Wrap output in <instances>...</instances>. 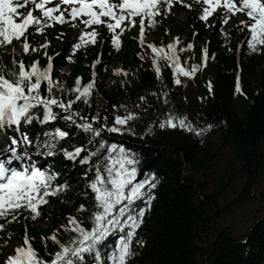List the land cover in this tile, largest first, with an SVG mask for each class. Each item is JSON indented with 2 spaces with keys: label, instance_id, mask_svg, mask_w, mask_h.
I'll use <instances>...</instances> for the list:
<instances>
[{
  "label": "trees",
  "instance_id": "trees-1",
  "mask_svg": "<svg viewBox=\"0 0 264 264\" xmlns=\"http://www.w3.org/2000/svg\"><path fill=\"white\" fill-rule=\"evenodd\" d=\"M186 28L192 32L196 27L186 25ZM198 30V39L202 36L210 39L213 64L194 80L188 79L183 85H175L173 71L165 60H161V74L157 75L152 69L150 54L146 51L145 60L138 58L135 53L141 52V49L136 42L126 40L123 50L119 53H110L107 45L102 47V50L103 61L123 62L127 75H110L100 68V76L95 80L89 102L85 103L82 98L75 101L72 107L89 119L97 115L106 116L110 125L126 105L140 104L147 99H151L156 109L164 115L169 111L186 115L189 111L194 114L196 127L213 125L209 130L220 133L222 146L231 149L232 161L241 167L245 185L234 202L247 204L257 197L263 199L264 192L255 195L254 190L264 180V50L250 52L247 46L248 37L240 31H235L227 38H221L218 37V28L212 32L203 28ZM162 31L163 29L160 34ZM161 37L167 39L168 35L162 34ZM240 43H243V49L239 54ZM70 46L69 44L47 48V52L53 55L63 50V53L55 57L54 75L63 88L53 87L52 91L54 95L62 96L65 100L74 98L75 93L69 89L73 88L76 75H82L83 78L89 76L92 61L101 51L99 45L89 51L79 52L70 73L60 76L58 70L67 64L64 58ZM43 51L44 49L23 54L25 63L40 58L42 66L45 65L47 58ZM0 55L10 64L12 48L0 52ZM195 55L197 59L199 54L196 52ZM19 58L20 53H17V59ZM239 69L241 87L246 96L245 99H236L242 106L234 102L236 74ZM109 77L112 81L106 84ZM208 81L212 82L211 93L208 90ZM85 82L87 81L84 80L83 83ZM44 89L45 85H42V91ZM57 110L60 116L55 120L54 126L70 133L67 141L60 144L71 149L70 141L71 145H84L85 149H94L100 137L92 138L90 133L83 131L77 124L64 119L67 113ZM36 123L39 122L34 121L32 127H29L31 134L34 128L39 127ZM93 123L99 124L96 121ZM39 124L41 126V123ZM101 135L110 143L123 144L135 153L140 161L138 165L143 171V176L155 172L159 177L157 187L152 190L155 193L151 204L153 208L150 212L147 211L144 226L138 233L145 243L141 247L135 246L136 255L129 264H264V216L243 236L235 235L232 227H217V222L224 213L219 206V200L225 184L222 183L220 189L208 193L207 186L197 179L215 159L213 142L208 141V144L201 146L202 143L197 144L199 137L195 134L182 136L169 131L150 130L135 135L132 131L115 133L105 129ZM89 139H92L91 144L88 143ZM95 160L94 157L93 163ZM55 165L64 177H70L74 192L62 201H54V212L47 216L52 220L51 228L47 231L34 229L33 224L26 220L15 221L7 226L6 231L9 237L8 230L11 229L13 234L9 238L15 241L21 240L25 233L32 234L33 246L44 254L46 259L50 257L45 252L42 237H49L54 230L60 229L61 224H67L70 215H78L81 218L87 215L77 213L76 210L81 203L90 204L92 196L91 190L86 186L88 177L83 175L84 172H88L89 177L93 175L89 171L91 165L77 163L71 168L70 164L61 159L57 160ZM84 192L89 195H83ZM60 234L61 237L67 235L63 229H60ZM209 237L214 238L210 241ZM55 248L56 245L49 239L47 252H52ZM3 258V251H0V264H3Z\"/></svg>",
  "mask_w": 264,
  "mask_h": 264
},
{
  "label": "snow or ice",
  "instance_id": "snow-or-ice-1",
  "mask_svg": "<svg viewBox=\"0 0 264 264\" xmlns=\"http://www.w3.org/2000/svg\"><path fill=\"white\" fill-rule=\"evenodd\" d=\"M173 2L174 0H119L118 3L112 0H59L58 3L51 4L50 0H31L33 7L21 12L19 9L25 7L29 0H0V52L6 51L5 46L12 44L13 40L18 45L12 47L10 64L0 55V218L10 217L0 223V230L6 229L12 221H17L21 211L27 212L28 218L31 219L40 216V206L48 203V197L56 196L69 187L66 181L56 182L59 172L37 165L33 161L29 146H33L36 152L43 150L46 155L63 152L64 156L72 161L91 165L89 171L93 173L91 177L88 172L83 173L88 177L86 186L92 194L90 204L81 203L76 210L77 213L87 215L82 218L70 215L68 224L60 226L67 234L64 237H61L60 229L54 230L49 237H42L45 252L50 258L46 259L25 233L23 244L16 246L14 252L6 256L3 264H128L136 255L133 241L137 247L145 243L137 230L144 223L146 211L151 208L155 198L152 190L157 187L159 177L155 172H149L142 179H137L140 161L136 154L123 144L110 143L101 135L105 129L115 133L131 131L130 127L126 129L124 125L137 118L138 113L116 115L114 123L110 125L106 116L97 115L89 119L82 116L78 109H73L75 101L83 98L85 103L89 102L95 83L94 71L93 78L85 83H81L82 77L76 78L73 88L69 89L75 93L74 98L65 100L62 96L54 95L53 87L63 88V85L58 78L52 76V55L47 52L50 41L33 45L29 40V29L42 33L47 26H53L54 22H75L79 17L86 29L93 24H105L112 32L111 43L119 47V33H122L125 27L134 25L137 22L134 18L139 17L140 39L141 43H144L145 18L149 25H155L158 23L156 16L166 15ZM180 2L185 3L186 0ZM196 2L202 3L199 19L205 21V26H208V18L217 9L221 10V23H226L230 15L237 12L245 13L248 19L239 23L249 29V51L264 50L261 47L264 46V0ZM187 7L190 8L191 4H187ZM34 10H39V14H34ZM125 20H128L129 24L122 26ZM116 29H119V33ZM97 35L95 28L82 31L78 41L71 45V51L75 53L89 42L94 44ZM179 43V37H175L167 45H149L152 51L157 53L153 58L157 74L161 73L162 65L159 61L163 59L172 66L177 84L182 82L180 74L192 77L199 67L192 65L189 68L181 62L177 52L184 49H177ZM186 47L194 48L195 45L189 43ZM41 49H44L43 55L47 58L45 65H40L39 58L25 63L23 54L39 52ZM201 51L206 63L207 49ZM17 53H20L19 59ZM66 59L72 60L73 57L70 55ZM96 63H99V59L93 63V69ZM115 71L127 75L122 68ZM42 84L45 85L43 91ZM236 90L240 91L239 80ZM57 109L67 113L65 119L77 123L83 131L90 133L92 138L100 137L94 149H85L84 145H71L70 141L71 150L62 146L60 141L69 137L70 133L59 127L44 133V139L36 137L33 144V138L21 129L22 123L37 121L47 124L55 121L59 118ZM94 121L99 124L93 123ZM212 127V124H207L204 128H198L186 115L175 111H169L165 119L159 121L161 130L180 128L197 135H203ZM88 143L91 144L92 139H89ZM93 157L96 158L94 163ZM83 195L88 196L89 193L84 192ZM12 234L9 229V237ZM113 236L117 239L110 245L109 237ZM49 239L56 245L52 252H47Z\"/></svg>",
  "mask_w": 264,
  "mask_h": 264
},
{
  "label": "rangeland",
  "instance_id": "rangeland-1",
  "mask_svg": "<svg viewBox=\"0 0 264 264\" xmlns=\"http://www.w3.org/2000/svg\"><path fill=\"white\" fill-rule=\"evenodd\" d=\"M197 9V7L195 6ZM187 14L177 13L175 16L174 26L169 25V27L174 28L175 25L179 26L184 23L187 19ZM240 20V17L237 18ZM232 25V23H230ZM186 36H182L184 40ZM150 39V37H149ZM119 65H112L111 68H118ZM110 69V68H109ZM68 69H63L67 71ZM128 112H137V109L128 107L122 115H127ZM143 114V115H142ZM146 117V118H144ZM164 118L157 116L152 112L146 114L144 111L138 114L135 119L129 120V123L125 126L130 127L131 130L144 131L148 128L159 129V121ZM173 130V128H170ZM179 129V128H178ZM181 132L186 130L179 129ZM209 140H213L216 150V156L214 161L201 172L197 179L207 186L208 193L214 192L220 189V185L224 183L225 185L221 189L219 206L224 211L222 217L217 222L219 228L232 227L235 230L237 236H242L246 230L251 227L261 216L264 215V200L255 199L247 204H236L234 200L237 198L239 192L242 190L245 184V176L241 173V167L238 163L232 161V154L229 149L223 148L221 145L220 135L215 134L210 136ZM264 191V180L257 186L255 193L260 194ZM226 209H230L227 211ZM40 228H46L43 223L38 224ZM212 240V238H210Z\"/></svg>",
  "mask_w": 264,
  "mask_h": 264
},
{
  "label": "bare ground",
  "instance_id": "bare-ground-1",
  "mask_svg": "<svg viewBox=\"0 0 264 264\" xmlns=\"http://www.w3.org/2000/svg\"><path fill=\"white\" fill-rule=\"evenodd\" d=\"M162 10H163V9H162ZM173 18L175 19V16H171V17H170V19H173ZM156 19H157V16H156ZM164 21H165V20H164ZM216 22H220V21H219V20H216ZM187 25L191 26V25L188 24V23H187ZM64 26L67 27L65 24H64ZM199 26H200L201 28H203V29H205V27H206L205 24H204V23H201V22L199 23ZM246 39H247V38H246ZM208 41L210 42V39H209V38H208ZM135 54H136L137 56H139V53L136 52ZM236 84H237V80L235 81V87H236ZM239 84H240V83H239ZM240 86H241V85H240ZM243 98H244V97H243ZM244 99H245V98H244ZM189 102H191V101H189ZM234 102L237 103L236 105H238V106H242L241 104L238 103L236 97H234ZM150 107L153 108L154 106L150 105ZM142 115H143V114H142ZM144 118H146V117H144ZM177 129H178V128H177ZM179 129H180V128H179ZM206 132H209V130H207ZM176 133L179 134V135H182V136H187V134H188V133L185 132V131H182V133H179V132H176ZM188 136H190V135L188 134ZM191 140L194 141L193 138H192ZM200 143H202L201 146H203L204 143H205V144H206V143L208 144V141H207L206 139H197V144H200ZM221 144H222V142H221ZM225 148H226V149H229L228 147H225ZM51 159H52V158H51Z\"/></svg>",
  "mask_w": 264,
  "mask_h": 264
}]
</instances>
